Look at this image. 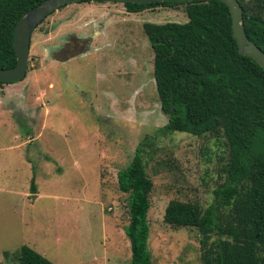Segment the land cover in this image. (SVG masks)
Masks as SVG:
<instances>
[{
	"label": "rangeland",
	"instance_id": "rangeland-1",
	"mask_svg": "<svg viewBox=\"0 0 264 264\" xmlns=\"http://www.w3.org/2000/svg\"><path fill=\"white\" fill-rule=\"evenodd\" d=\"M146 22L186 17L183 6L127 13L120 3L90 1L57 9L32 31L24 78L0 86L1 263L17 264L10 255L27 246L53 264H129L127 197L115 174L166 123ZM66 34L92 37L87 51L61 62ZM225 158L221 141L207 135L175 133L146 149L152 264H201L196 231L171 228L162 214L170 199L206 208Z\"/></svg>",
	"mask_w": 264,
	"mask_h": 264
},
{
	"label": "trees",
	"instance_id": "trees-1",
	"mask_svg": "<svg viewBox=\"0 0 264 264\" xmlns=\"http://www.w3.org/2000/svg\"><path fill=\"white\" fill-rule=\"evenodd\" d=\"M41 1L0 0V68L15 64L11 45L15 22ZM90 1L109 2L77 3ZM237 2L245 36L264 53V0ZM122 5L127 13L183 6L186 17L184 23L142 24L166 123L143 136L131 160L115 174L117 190L127 197L124 234L129 264H152L146 214L153 184L143 155L158 138L175 133L221 141L226 158L217 175L224 180L212 190V202L206 208L197 201L170 199L163 223L196 231L201 264H264V73L237 53L229 13L219 1ZM161 165L171 169L169 160ZM29 190L35 193L32 178ZM9 255L2 256L6 260ZM10 256L17 264H53L27 246Z\"/></svg>",
	"mask_w": 264,
	"mask_h": 264
},
{
	"label": "water",
	"instance_id": "water-1",
	"mask_svg": "<svg viewBox=\"0 0 264 264\" xmlns=\"http://www.w3.org/2000/svg\"><path fill=\"white\" fill-rule=\"evenodd\" d=\"M82 0H43L23 13L15 22L12 30L11 45L15 64L11 68H0V83L12 84L24 78L27 71V59L30 35L36 25L48 14L62 6ZM116 3L150 4L156 2H192L196 0H105ZM221 2L229 13L230 31L236 51L239 55L250 58L264 73V53L247 39L244 34L241 8L237 0H216Z\"/></svg>",
	"mask_w": 264,
	"mask_h": 264
},
{
	"label": "flooded vegetation",
	"instance_id": "flooded-vegetation-1",
	"mask_svg": "<svg viewBox=\"0 0 264 264\" xmlns=\"http://www.w3.org/2000/svg\"><path fill=\"white\" fill-rule=\"evenodd\" d=\"M41 22L42 21H40V23ZM39 24H37V25H39ZM100 28H101V26H100ZM68 35H70V34H66L64 36V40L61 42V44H59V48L57 50L64 57L61 62L68 61V60H70L72 58H75V56H78L80 54H83L85 51H87L88 48H89L88 47V43L90 42L89 39H91V37H92V35H90L87 38H80V37L78 38V37H75L73 35L72 36H68Z\"/></svg>",
	"mask_w": 264,
	"mask_h": 264
}]
</instances>
